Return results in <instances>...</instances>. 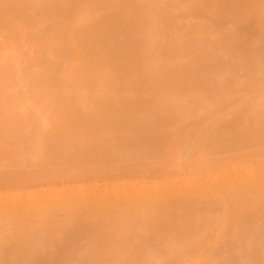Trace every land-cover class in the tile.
<instances>
[{
  "label": "bare ground",
  "instance_id": "obj_1",
  "mask_svg": "<svg viewBox=\"0 0 264 264\" xmlns=\"http://www.w3.org/2000/svg\"><path fill=\"white\" fill-rule=\"evenodd\" d=\"M0 264H264V0H0Z\"/></svg>",
  "mask_w": 264,
  "mask_h": 264
}]
</instances>
